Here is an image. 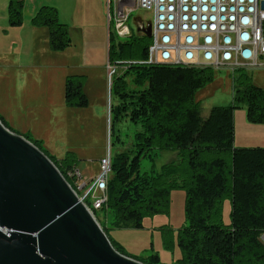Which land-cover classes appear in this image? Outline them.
Returning a JSON list of instances; mask_svg holds the SVG:
<instances>
[{"label": "trees", "instance_id": "trees-1", "mask_svg": "<svg viewBox=\"0 0 264 264\" xmlns=\"http://www.w3.org/2000/svg\"><path fill=\"white\" fill-rule=\"evenodd\" d=\"M22 11L23 0H8L11 27L22 23ZM31 26L47 30L52 51L71 46L68 27L55 8L41 6ZM136 35L123 41L108 38L107 63L115 70L110 95L119 100L110 108L111 139L115 124L124 117L139 129L125 151L111 156L112 176L100 212L113 230L140 229L144 219L166 213L170 192L181 189L185 225L177 235L181 255L176 264H264V148L236 147L233 119L234 110L242 108L250 124H264V87L253 83L247 70H236L230 105L215 106L203 117L195 95L212 83L213 70L148 64L151 39ZM77 78L76 91L67 80L68 108L88 105L83 77ZM24 138L51 160L74 189L70 177L74 162L67 156L53 159L37 142ZM160 152H174L178 161L164 164L159 172L141 174L140 161L152 163ZM225 202L230 206L228 223L223 221ZM99 225L113 248L127 256L108 229ZM164 247H170L166 237Z\"/></svg>", "mask_w": 264, "mask_h": 264}, {"label": "rangeland", "instance_id": "rangeland-1", "mask_svg": "<svg viewBox=\"0 0 264 264\" xmlns=\"http://www.w3.org/2000/svg\"><path fill=\"white\" fill-rule=\"evenodd\" d=\"M102 3L101 8L97 0H90L82 9V5H78L75 0H23L22 23L17 27H11L7 17L8 0H0V120L11 132L37 142L43 151L46 150V146L50 151L55 152L56 143L64 142L69 146L63 156L46 151L53 159L60 160L67 156V159L74 162L70 177L75 191L79 182H83L80 175H83V180H86L90 186L99 171L101 160L98 164L97 159L102 153V149H98L103 138L100 137L101 129L104 128L105 156L108 154L113 156L125 151L131 145L133 133L139 129L138 125L124 117L115 124L111 139L110 108L119 100L117 97L111 98L110 95L112 79L109 77L111 70L107 69V2L102 0ZM41 6L55 8L60 22L67 25L71 46L66 50L52 51L49 47L48 34L34 32L31 19ZM148 17L149 15L142 10H134L131 13L128 26L137 37L142 36L136 33L137 21L142 19L147 21ZM115 39L125 40L116 37ZM77 62L83 65L81 68V71L84 70L83 73L77 74L68 68L78 64ZM247 71L253 83L264 87V69ZM81 75L84 85L87 83L91 90L88 94L90 99L87 95L86 97L93 108L89 116L79 114L76 123L77 118L71 117L72 128L69 127L65 110L68 108L66 84L70 79L76 91L79 80L77 77ZM102 99L103 121L96 122L93 117L94 106L99 109L98 104L102 103ZM195 101L198 102L203 117L207 116L215 106H229L232 101V75L225 69L213 70L212 83L196 93ZM84 116L88 119L85 120ZM233 119L234 145L239 148H264V124H250L246 111L242 108L234 110ZM94 122L98 125L95 129ZM84 124L96 134L91 142L93 149L90 152L83 151L81 155V144L85 143L86 139L71 134L76 139L69 141L67 137L70 134L68 130H71V133H79ZM177 161L176 153L160 152L152 163L146 159L140 161V173H150L152 170L159 172L164 164ZM111 176L110 172L108 180ZM77 194L81 197L85 191H77ZM86 203L91 208L92 196ZM100 210L92 212L94 218L108 229L110 238L127 256L142 261L150 260L156 264H176L181 255L177 235L185 225L183 190H172L169 195L168 211L144 219L140 229L113 230L112 226H109L108 217H104ZM229 212V203L225 202L224 223L229 221ZM165 237L169 242V249L164 247ZM262 241L264 242V238ZM152 254H156L158 259L152 258Z\"/></svg>", "mask_w": 264, "mask_h": 264}, {"label": "water", "instance_id": "water-1", "mask_svg": "<svg viewBox=\"0 0 264 264\" xmlns=\"http://www.w3.org/2000/svg\"><path fill=\"white\" fill-rule=\"evenodd\" d=\"M0 264L143 263L116 251L51 160L0 121Z\"/></svg>", "mask_w": 264, "mask_h": 264}, {"label": "built area", "instance_id": "built-area-1", "mask_svg": "<svg viewBox=\"0 0 264 264\" xmlns=\"http://www.w3.org/2000/svg\"><path fill=\"white\" fill-rule=\"evenodd\" d=\"M263 5L264 0H107L108 38H130L131 13L142 10L149 17L140 20V26H151L148 64L225 69L230 75L239 69H264ZM107 69L111 78L115 70L109 65ZM110 172L108 154L92 184L76 186L92 196L96 211L107 201ZM78 198L83 203V196Z\"/></svg>", "mask_w": 264, "mask_h": 264}, {"label": "crops", "instance_id": "crops-1", "mask_svg": "<svg viewBox=\"0 0 264 264\" xmlns=\"http://www.w3.org/2000/svg\"><path fill=\"white\" fill-rule=\"evenodd\" d=\"M90 0H75V2L76 3H78V5H82L81 6V8L82 9H84V7H85V5H87L88 4V2H89ZM98 2H99V4H100V7L102 8V5H103V3H102V0H97ZM106 2H107V0H106ZM109 28V27H108ZM33 30H34V32H36V33H40V34H45V35H47L48 34V32H47V30L46 29H43V28H34L33 27ZM86 40H88V39H86ZM78 63V62H77ZM107 65H108V63H107ZM83 67V65H80L79 63L78 64H74V66L73 67H68V68H70L71 70H74V73H77V74H80V73H83V71H81V68ZM106 74H107V72H106ZM82 76V75H81ZM87 77V79H89V77H88V75L86 76ZM88 83H89V81H88ZM83 85H84V82H83ZM83 90L85 91V93H86V95H87V97H88V99H90L89 98V92L91 93V90H90V88L87 86V83L83 86ZM99 106H100V108L98 109V107H96V106H94V119H95V121L97 122V120L99 121V120H102L103 121V115H102V109H103V99H102V103L101 104H98ZM96 107V108H95ZM91 108H93L92 107V104H91V102L89 101L88 102V106L87 107H85V108H81V109H71V108H65V110H66V112H67V117H68V124H69V127L70 126H72L71 125V123H70V119H71V117H76L77 118V120L75 121V123L78 121V117H79V114H81V115H87V116H89V114H90V112H91ZM68 114H69V116H68ZM84 119L85 120H87L88 118H86L85 116H84ZM94 124H95V122H94ZM93 124V125H94ZM103 126H104V124H102ZM98 125H97V123L95 124V126H94V129H95V127H97ZM72 128H73V126H72ZM71 128V129H72ZM102 130V132H101V135H100V137L102 136L103 138H102V144L101 145H99L98 146V149L99 148H101L102 150V153L101 154H99V157H98V159H97V161H98V164H99V161L102 159V158H104L105 157V155L103 154V148H104V128L103 129H101ZM69 131V135H68V137H67V140H69V141H72V140H75L76 138L75 137H72V136H76V137H78V136H81V138L83 139V138H85L86 139V141H85V143L84 142H82V144H81V151H80V154L81 155H83V151H91L93 148H92V144H91V142H92V139H94L95 138V134H96V132L94 131H92L91 130V128L88 126V125H85L84 124V126H83V128L82 129H80V132L78 133V132H73V133H71L70 131L71 130H68ZM71 134H72V136H71ZM101 143V142H100ZM67 144L69 145V142H67ZM236 146V145H235ZM237 147V146H236ZM45 148H46V150L49 152V153H51V154H54V155H58V156H63L67 151H68V149L70 148L69 146H67L64 142H63V144H61V143H56L55 145H54V148H56L55 150V152H52V151H50V149L48 148V147H46L45 146ZM160 154V153H159ZM158 154V155H159ZM156 159V158H155ZM97 171H98V166H97V168H96V173H97ZM80 179H82V181L84 182H86V180H83L84 178H83V175H80ZM82 182V183H83Z\"/></svg>", "mask_w": 264, "mask_h": 264}, {"label": "bare ground", "instance_id": "bare-ground-1", "mask_svg": "<svg viewBox=\"0 0 264 264\" xmlns=\"http://www.w3.org/2000/svg\"><path fill=\"white\" fill-rule=\"evenodd\" d=\"M91 195H83V204L86 206V208L90 211V213L93 215V211H96L93 209L92 207V204H91V208L88 207L86 201L88 200V198L90 197Z\"/></svg>", "mask_w": 264, "mask_h": 264}]
</instances>
